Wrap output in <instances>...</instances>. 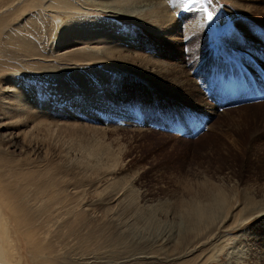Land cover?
I'll list each match as a JSON object with an SVG mask.
<instances>
[{
    "label": "rangeland",
    "instance_id": "374dc122",
    "mask_svg": "<svg viewBox=\"0 0 264 264\" xmlns=\"http://www.w3.org/2000/svg\"><path fill=\"white\" fill-rule=\"evenodd\" d=\"M50 1L0 0L2 31L29 32L0 56L10 263L50 262L34 249L67 242L92 264H264V0H160L161 13L158 0H61L88 19L64 37L62 17L36 15ZM52 207L60 226L41 233ZM226 217L217 254L194 244Z\"/></svg>",
    "mask_w": 264,
    "mask_h": 264
},
{
    "label": "bare ground",
    "instance_id": "6f19581e",
    "mask_svg": "<svg viewBox=\"0 0 264 264\" xmlns=\"http://www.w3.org/2000/svg\"><path fill=\"white\" fill-rule=\"evenodd\" d=\"M59 1H61V0H52V1H50V3L48 5H44L45 9L48 8V9H51L52 11H48V10L46 11L44 9L42 10V6H38V10L36 12V15H38L40 17L39 20H40V24H41L42 27L46 28V25H45L46 19H48V18L51 19L52 18L53 20H55V19H59V18L62 17L63 22H62V24L60 25L59 28H60V31H61L60 35L62 37H64V36H66L68 33H70L73 30H81V28H84L83 25L85 23H87V25H88V22H87L88 19L84 20L83 23L81 24V22H79L78 19H76L75 17L71 16L72 14H76L77 12L76 13H71L70 10H73V9L70 8L66 3H63V2L59 3ZM150 6H152V8H150L149 10L156 9L159 13L162 12L161 9H163V10L165 9L163 4H162V1H160V0H158L156 2H153V4L150 5ZM100 7L102 8V10H106V11H109L111 13L118 14L115 10H112L109 7H103V6H100ZM148 8H149V6H148ZM166 13H167V11L165 10L164 14H166ZM167 19H170V17L167 16ZM95 21H97V19H95ZM59 24H60V22L58 23V25H56L57 28H58ZM55 31H57V29H55ZM28 33L29 32H25L24 28L22 29L21 26L18 27L17 29H10L7 32L2 31V29L0 28V36H2V40H5L4 43L7 41L6 43H8L9 46H11L9 48L10 50H8L6 48H5L6 49L5 50L4 46L3 47L0 46V56H3L4 53H7L6 51H14L15 53L22 52L27 47V44L29 42L28 37H27L29 35ZM45 37H47L46 41H48L49 40L48 39V35L45 36ZM2 40H1V42H2ZM38 41H40V38L38 39ZM39 44H40V47L42 49V43L39 42ZM12 73L10 75H12ZM8 92H10V91H8ZM42 207H47V206H42ZM60 216H61V213L59 212V209L57 207H52L45 214H43V217L41 218V221L37 223V225L40 223L38 230L41 232L42 230H45V228H48L50 225H54V224H57V227H59L60 223L58 222V219L60 218ZM198 217H197L198 220L201 223H203V224H206V221L210 220V215H205V213L202 210L198 213ZM227 219H228V217L224 218L223 220L219 221L218 223H213V221L211 220L208 223V225H210V228H204L202 230V232H200V233L198 232L199 234H196L194 236L195 237L194 244H196V245L199 244L200 246H203L205 243H208V242L210 243L212 240L213 241H217L218 238L213 239L214 236L217 233L216 231H218L219 229L224 227V224L227 221ZM7 227H8V225H7ZM70 231H71L70 234L64 235L66 238H71V235L74 236V232L76 230H72V227H71ZM44 232L45 231H43L41 233H44ZM141 233H139V234L141 235ZM134 234L136 235L137 232L134 233ZM145 234H147V233H145ZM1 235H3V237ZM24 235L28 239L31 237V234H30V237H29V235H27V232L24 233ZM143 237L144 236L138 237V238H139V240H141V238L143 239ZM192 239L193 238H191V240H188V241H186V242H184L182 244H179V246L176 249L173 250V251L177 252L176 254H174V256H176V259H178V257L183 258V255L185 254L184 250L185 249H190L192 244H193L192 243ZM158 242H159V240H158ZM66 243L61 246L60 243L55 244V243H51V242H46V243H44V245H43V247L41 249H34V252L37 253L40 256L48 258L47 260H49L50 262H48V261L44 262L43 261L45 264H92L93 262H95V260H92V258H93L92 254L87 252L88 248H85V249L83 248L82 249L80 247L79 251L75 252V251L72 250V247L70 249L67 248L68 246H65ZM211 243H213V245H211ZM211 243L208 246L212 247V250H214L216 252V254H217L216 248L218 249V245H215L216 242L215 243L211 242ZM166 244H168V242H166ZM11 245H12V242H11V238L9 237L8 231L5 230L4 233H0V264H11L10 261H9V254H10V251H11V250H9V247ZM171 247H170V249H171ZM219 249L221 250V247ZM240 249H242V248H239V250ZM243 252L245 253L244 250H243ZM240 253H242V252H240ZM242 255H245V254H242ZM236 257H237V255H236ZM93 259H95V258H93ZM237 259H238V257H237ZM237 259H235V263L236 264H243V261H240V260H237ZM198 260H199V258H198ZM206 260L207 259H205V260L202 259L201 261H198V263L200 262L199 264H206ZM43 262H41L39 264H43ZM167 263H169V262H167ZM198 263H196V264H198Z\"/></svg>",
    "mask_w": 264,
    "mask_h": 264
},
{
    "label": "snow or ice",
    "instance_id": "6c2138e0",
    "mask_svg": "<svg viewBox=\"0 0 264 264\" xmlns=\"http://www.w3.org/2000/svg\"><path fill=\"white\" fill-rule=\"evenodd\" d=\"M201 2H202V0H201ZM212 18H213V17H212V13L209 12V13H208V16H207V19H208V20H212Z\"/></svg>",
    "mask_w": 264,
    "mask_h": 264
}]
</instances>
